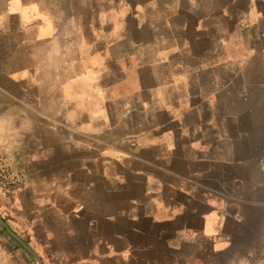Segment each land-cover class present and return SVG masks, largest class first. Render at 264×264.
I'll list each match as a JSON object with an SVG mask.
<instances>
[{"label":"crops","instance_id":"obj_1","mask_svg":"<svg viewBox=\"0 0 264 264\" xmlns=\"http://www.w3.org/2000/svg\"><path fill=\"white\" fill-rule=\"evenodd\" d=\"M0 91L25 178L0 214L43 264H239L264 236V0H0Z\"/></svg>","mask_w":264,"mask_h":264},{"label":"built area","instance_id":"obj_2","mask_svg":"<svg viewBox=\"0 0 264 264\" xmlns=\"http://www.w3.org/2000/svg\"><path fill=\"white\" fill-rule=\"evenodd\" d=\"M24 185V175L14 169L6 159L0 158V190L7 194H14Z\"/></svg>","mask_w":264,"mask_h":264},{"label":"rangeland","instance_id":"obj_3","mask_svg":"<svg viewBox=\"0 0 264 264\" xmlns=\"http://www.w3.org/2000/svg\"><path fill=\"white\" fill-rule=\"evenodd\" d=\"M2 232L7 233L0 226V233ZM239 264H264V236H260L255 242H251L250 246L248 245L244 253H242Z\"/></svg>","mask_w":264,"mask_h":264},{"label":"water","instance_id":"obj_4","mask_svg":"<svg viewBox=\"0 0 264 264\" xmlns=\"http://www.w3.org/2000/svg\"><path fill=\"white\" fill-rule=\"evenodd\" d=\"M0 226L12 237L14 238L20 245H22L28 252H30L35 259L39 262V264H43L40 257L36 254L34 249L20 236L18 235L8 224V222L4 219V217L0 214Z\"/></svg>","mask_w":264,"mask_h":264},{"label":"bare ground","instance_id":"obj_5","mask_svg":"<svg viewBox=\"0 0 264 264\" xmlns=\"http://www.w3.org/2000/svg\"><path fill=\"white\" fill-rule=\"evenodd\" d=\"M6 95L0 91V102L3 103V98L5 99ZM0 122L7 124L8 122L11 123V129L14 130L18 135L21 134V131L16 128V125H14L13 119H11V115L9 113L4 114L3 111L0 109ZM0 264H7L6 259V253L5 250H3L0 247Z\"/></svg>","mask_w":264,"mask_h":264}]
</instances>
